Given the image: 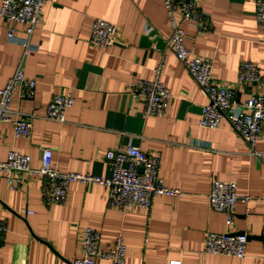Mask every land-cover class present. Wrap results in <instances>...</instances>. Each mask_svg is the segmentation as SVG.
<instances>
[{
	"label": "crops",
	"instance_id": "1",
	"mask_svg": "<svg viewBox=\"0 0 264 264\" xmlns=\"http://www.w3.org/2000/svg\"><path fill=\"white\" fill-rule=\"evenodd\" d=\"M214 30L197 33L182 25L184 44L212 63V78L221 85L237 82L243 62L264 71V29L256 21V0H195ZM1 3V0H0ZM178 18V15H176ZM95 19L117 26L114 44L105 50L87 40ZM14 36L25 38L23 27ZM0 20V88L23 62L24 74L36 82L32 99L16 96L10 109L32 114L31 137L14 138L9 123L0 124V161L9 151L31 158L38 168L42 148L52 151L63 173L108 178L107 150L135 147L160 157L159 176L182 195L155 197L149 209L110 208L99 185L73 183L61 203H51L42 180L26 179L10 189L0 174V264H72L81 257V229L100 234V247L122 237L125 264H264V137L254 150L228 121L216 131L198 120L207 98L166 45L170 28L163 0H52L43 8L30 37L37 51L23 57L21 45L9 42ZM163 60L162 82L171 94L164 117L143 116V102L128 88L150 81ZM262 88L239 87L245 102ZM70 96L73 105L63 123L44 118L53 96ZM213 181L236 182L238 202L232 224L207 202ZM206 232L246 234L243 260L205 254ZM95 264H109L97 260Z\"/></svg>",
	"mask_w": 264,
	"mask_h": 264
},
{
	"label": "built area",
	"instance_id": "2",
	"mask_svg": "<svg viewBox=\"0 0 264 264\" xmlns=\"http://www.w3.org/2000/svg\"><path fill=\"white\" fill-rule=\"evenodd\" d=\"M51 1L1 0L0 20L6 27V38L9 42L22 46L23 57L37 51L36 46L30 43V37L41 21L44 6ZM163 6L170 28L166 45L207 98V104L201 108L199 128L216 131L226 120L250 150H254L264 137V71L256 64L243 62L239 66L235 84L215 83L212 78V63L185 46L182 28L183 24L188 23L197 33H210L214 30L212 20L200 10L195 0H163ZM256 21L264 29V0H256ZM15 25L23 27L25 38H15ZM117 30L116 25L95 19L87 42L99 50H105L114 44ZM162 70L163 60L153 69L152 80H138L128 88V94L134 100L143 102L145 117H164L172 99L161 80ZM35 87L36 82L24 74L23 62H20L13 75L0 88V124L9 123L14 138L31 137L34 116H19L10 106L15 96L19 100L32 99ZM239 87H261L262 91L253 92L245 102H240L237 98ZM72 105L73 99L70 96L55 95L46 107L44 118L51 122L63 123L65 113ZM104 160L110 169L108 178L61 172L53 163L52 151L49 148L41 149L38 168L31 167L30 156L11 150L6 159L0 161V174L4 176L7 186L13 190L26 179L42 180V191L51 203L63 202L69 186L73 183L99 185L107 192L108 206L123 213L133 207L149 209L155 197L175 199L182 195L180 190L164 185L159 176L160 157L157 154H147L128 146L121 151L107 150ZM139 169L142 171L139 172ZM240 201L248 204L251 200L249 197L241 198L238 195L236 182H212L207 202L212 211L226 216L227 224H232L236 206ZM5 233V227L0 224V241ZM247 243L246 235L206 232L203 251L213 256L243 260L246 258ZM80 247L81 257L76 258L72 264H95L97 260H105L109 264L126 262L127 248L122 237H117L111 247L102 249L99 232L84 227L81 229Z\"/></svg>",
	"mask_w": 264,
	"mask_h": 264
},
{
	"label": "water",
	"instance_id": "3",
	"mask_svg": "<svg viewBox=\"0 0 264 264\" xmlns=\"http://www.w3.org/2000/svg\"><path fill=\"white\" fill-rule=\"evenodd\" d=\"M142 171V169H139V172H141ZM238 235H246V234H243V233H241V234H238ZM247 236V235H246ZM248 237V239H249V236H247Z\"/></svg>",
	"mask_w": 264,
	"mask_h": 264
}]
</instances>
